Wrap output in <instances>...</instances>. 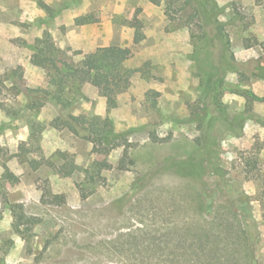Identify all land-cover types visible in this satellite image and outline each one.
<instances>
[{"label":"rangeland","instance_id":"obj_1","mask_svg":"<svg viewBox=\"0 0 264 264\" xmlns=\"http://www.w3.org/2000/svg\"><path fill=\"white\" fill-rule=\"evenodd\" d=\"M112 45L131 81L110 110L31 62ZM0 78V264H264V101L243 92L264 95V0H0ZM69 114L109 116L127 156L51 123Z\"/></svg>","mask_w":264,"mask_h":264},{"label":"trees","instance_id":"obj_2","mask_svg":"<svg viewBox=\"0 0 264 264\" xmlns=\"http://www.w3.org/2000/svg\"><path fill=\"white\" fill-rule=\"evenodd\" d=\"M214 24L215 35L223 42L228 44V36L224 30L223 23L218 20H212ZM142 34L139 31L134 33V42H139L142 39ZM131 55L129 47L121 45H112L106 49L96 51L93 55L86 57L81 64L74 65L70 62L60 60L52 55H46L42 48H37V51L32 55L31 62L39 67H49L54 71L51 75V82L55 85L56 99L60 100L65 86L69 81L75 80L79 84L89 83L98 88L99 93L105 98L106 108L110 110L117 105V95L125 91L131 81V73L123 66L125 60ZM236 72L242 77L259 75V62L255 59H247L238 62ZM16 74L15 71H12ZM14 76V75H13ZM14 87L20 82L21 75H16ZM3 79L0 78V91L2 90ZM27 91L39 93L42 89H27ZM245 95L250 100L264 101V95L259 96L252 91L244 90ZM48 93V92H46ZM51 123L56 127H66L72 133L80 135L92 143V150L107 152L118 145L125 144L123 156H127V143L123 133H118L114 130L112 120L109 116L87 117L84 115L69 114L65 118L56 117ZM200 145H204L207 151L213 150L214 143L207 137V129L202 130ZM2 147L0 145V154ZM2 177L9 182H16V175L3 163ZM201 167V163L199 164ZM194 170H192L193 172ZM69 172H67L68 174ZM54 201L63 202L62 196H54ZM24 217L20 214V218Z\"/></svg>","mask_w":264,"mask_h":264}]
</instances>
